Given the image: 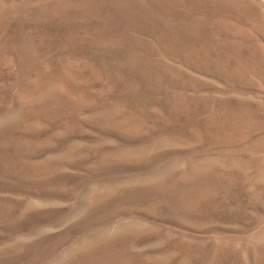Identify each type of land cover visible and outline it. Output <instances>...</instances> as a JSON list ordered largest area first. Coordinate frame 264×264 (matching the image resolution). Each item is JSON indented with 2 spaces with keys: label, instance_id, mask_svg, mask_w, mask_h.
Segmentation results:
<instances>
[{
  "label": "rangeland",
  "instance_id": "rangeland-1",
  "mask_svg": "<svg viewBox=\"0 0 264 264\" xmlns=\"http://www.w3.org/2000/svg\"><path fill=\"white\" fill-rule=\"evenodd\" d=\"M0 264H264V0H0Z\"/></svg>",
  "mask_w": 264,
  "mask_h": 264
}]
</instances>
